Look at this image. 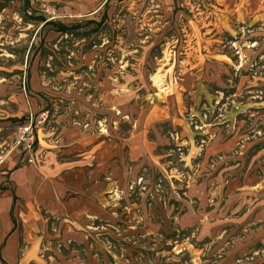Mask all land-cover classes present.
I'll return each instance as SVG.
<instances>
[{"label": "rangeland", "instance_id": "obj_1", "mask_svg": "<svg viewBox=\"0 0 264 264\" xmlns=\"http://www.w3.org/2000/svg\"><path fill=\"white\" fill-rule=\"evenodd\" d=\"M126 91L176 109L149 191L129 184L134 209L101 231L104 264H264V0H0L1 164L24 154L20 119L83 98L109 122Z\"/></svg>", "mask_w": 264, "mask_h": 264}, {"label": "crops", "instance_id": "obj_2", "mask_svg": "<svg viewBox=\"0 0 264 264\" xmlns=\"http://www.w3.org/2000/svg\"><path fill=\"white\" fill-rule=\"evenodd\" d=\"M121 95L102 110L130 122L125 137L82 98L75 115L37 119L34 164L22 152L0 163V264H104L113 255L101 231L115 228L121 208L134 209L129 184L141 180L142 199L149 191V169L161 164L154 151L166 140L155 125L176 109L146 93Z\"/></svg>", "mask_w": 264, "mask_h": 264}, {"label": "built area", "instance_id": "obj_3", "mask_svg": "<svg viewBox=\"0 0 264 264\" xmlns=\"http://www.w3.org/2000/svg\"><path fill=\"white\" fill-rule=\"evenodd\" d=\"M39 124V120L29 119L17 122L14 127V138L22 145L25 159L33 164L36 150V128Z\"/></svg>", "mask_w": 264, "mask_h": 264}, {"label": "trees", "instance_id": "obj_4", "mask_svg": "<svg viewBox=\"0 0 264 264\" xmlns=\"http://www.w3.org/2000/svg\"><path fill=\"white\" fill-rule=\"evenodd\" d=\"M41 19H42V21H45V23L50 22L53 25H55L57 31H63L64 32V31L67 30V27L65 25H63L62 23H59V22H56V21H53V20H46L44 18H41ZM13 120H17V119H13Z\"/></svg>", "mask_w": 264, "mask_h": 264}]
</instances>
